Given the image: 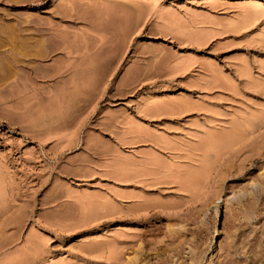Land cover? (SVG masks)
I'll return each instance as SVG.
<instances>
[{
  "label": "rangeland",
  "instance_id": "rangeland-1",
  "mask_svg": "<svg viewBox=\"0 0 264 264\" xmlns=\"http://www.w3.org/2000/svg\"><path fill=\"white\" fill-rule=\"evenodd\" d=\"M134 253L264 264V0H0V264Z\"/></svg>",
  "mask_w": 264,
  "mask_h": 264
},
{
  "label": "bare ground",
  "instance_id": "bare-ground-1",
  "mask_svg": "<svg viewBox=\"0 0 264 264\" xmlns=\"http://www.w3.org/2000/svg\"><path fill=\"white\" fill-rule=\"evenodd\" d=\"M3 46H4V45H3ZM39 47H40V46H39ZM11 48H12V47H11ZM41 48H42V47H41ZM14 49H15V48H14ZM16 49H17V48H16ZM16 49H15V50H16ZM46 53H47V52H46ZM18 54H19V53H18ZM21 54H22V53H21ZM16 55H17V54H16ZM24 55H25V54H24ZM24 55H23V56H24ZM45 55H46V54H45ZM47 55H48V54H47ZM17 56H18V55H17ZM20 56H21V55H20ZM43 56H44V54H43ZM27 57H28V56H27ZM43 58H44V57H43ZM16 62H17V61H16ZM29 63H30V62H29ZM18 64H20V63H18ZM32 64H33V63H32ZM29 65H30V64H29ZM39 66H40V65H39ZM65 66H66V65H65ZM26 67H27V66H26ZM31 68H32V67H31ZM64 68L66 69V67H64ZM39 69H40V68H39ZM61 69H62V68H61ZM61 69H60V70H61ZM30 70H31V69H30ZM58 70H59V69H58ZM66 70H67V69H66ZM63 71H64V70H63ZM20 72H21V71H20ZM31 72H32V75H34V76L36 77V76H37V67H36V69L32 68ZM39 72L42 73L41 70L38 71V73H39ZM55 72H56V71H55ZM41 73H39V74H41ZM57 73H58L59 76H60L59 71H57ZM58 74H57V75H58ZM61 74H63V72H61ZM54 75H56V74H54ZM54 75H53V76H54ZM57 75H56V76H57ZM7 76H8V75H7ZM61 76H62V75H61ZM61 76H60V77H61ZM11 77H12V76H11ZM37 77H38V76H37ZM40 77H41V76H40ZM43 77H44V76H43ZM51 77H52V76H51ZM60 77H59V78H60ZM75 77H76V76H75ZM75 77L73 76V79H75ZM79 77H80V76H79ZM52 78H53V77H52ZM43 79H44V78H43ZM77 79H78V77H77ZM71 80H72V79H71ZM71 80H70V81H71ZM74 81H75V80H74ZM65 83H67V82H65ZM65 83H64V84H65ZM74 83H75V82H74ZM74 83H72V85H71V83H70L68 86H70V85H71V86H74V85H75ZM77 83H78V82H77ZM77 83H76V85H78ZM58 84H59V83H58ZM67 84H68V83H67ZM67 84H66V85H67ZM63 86H64V85H63ZM63 86H62V87H63ZM74 87H75V86H74ZM63 88H64V87H63ZM66 88H67V87H66ZM72 88H73V87H72ZM67 89H68V88H67ZM16 96H17V95H16ZM9 98H10V97H9ZM6 99H7V98H6ZM138 247H139V246H138ZM140 247H141V246H140ZM139 249H141V248H139ZM134 252H135V251H134ZM141 252H142V251H141ZM138 254H139V253H138ZM138 254H137V253H134V257H132V259L130 258V260H132V261L128 260V261H130V262H127V264H130V263H131V264H132V263H133V264H136V262H137V260H138L137 258H139V256L141 257V255H138ZM257 255H258V254H257ZM232 256H233V255H232ZM259 257H260V256H259ZM259 257H258V258H259ZM258 258H256V259H258ZM232 260H233V259H232ZM253 260H254V259H253ZM253 260H252V262H253ZM254 261H255V260H254ZM239 262H240V261H239ZM239 262H238V263H239ZM137 263H140V264H141V262H139V261H138ZM221 263H222V262H221ZM231 263H232V262H231ZM244 263H245V261H244ZM254 263H255V262H254ZM223 264H224V263H223ZM255 264H256V263H255ZM259 264H260V263H259Z\"/></svg>",
  "mask_w": 264,
  "mask_h": 264
}]
</instances>
